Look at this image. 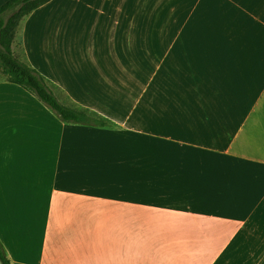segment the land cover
Returning a JSON list of instances; mask_svg holds the SVG:
<instances>
[{"label": "crops", "instance_id": "1", "mask_svg": "<svg viewBox=\"0 0 264 264\" xmlns=\"http://www.w3.org/2000/svg\"><path fill=\"white\" fill-rule=\"evenodd\" d=\"M20 34L59 99L111 126L0 79L13 264H264V0H51Z\"/></svg>", "mask_w": 264, "mask_h": 264}, {"label": "trees", "instance_id": "2", "mask_svg": "<svg viewBox=\"0 0 264 264\" xmlns=\"http://www.w3.org/2000/svg\"><path fill=\"white\" fill-rule=\"evenodd\" d=\"M50 1L10 0L0 8V79L18 84L31 92L65 123L110 127L109 120L62 102L45 76L13 49L22 21ZM0 261L2 264H13L1 241Z\"/></svg>", "mask_w": 264, "mask_h": 264}, {"label": "rangeland", "instance_id": "3", "mask_svg": "<svg viewBox=\"0 0 264 264\" xmlns=\"http://www.w3.org/2000/svg\"><path fill=\"white\" fill-rule=\"evenodd\" d=\"M30 44L33 46V40L31 37ZM15 52L20 56V57H25L24 55V50H23V45H22V39H21V34L17 35L16 37V45H15ZM30 93V92H29ZM32 94V93H31ZM33 95V94H32ZM35 96V95H33ZM36 98V96H35ZM45 105V104H44ZM46 106V105H45ZM13 111V110H12ZM10 110L8 109V104L6 99L2 98V95L0 94V130L2 131L3 129H9V126L12 122L11 118L13 120H17V117L19 116H14V113L11 112L10 115ZM53 112V111H52ZM12 116V117H11ZM10 117V118H9ZM15 117V119H14ZM10 123V124H9ZM0 264H2L0 262Z\"/></svg>", "mask_w": 264, "mask_h": 264}]
</instances>
